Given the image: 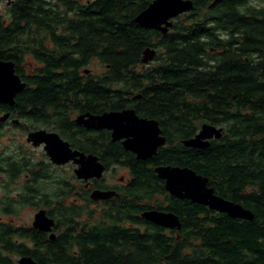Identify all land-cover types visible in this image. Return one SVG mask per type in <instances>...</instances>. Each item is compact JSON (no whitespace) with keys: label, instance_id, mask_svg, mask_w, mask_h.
Wrapping results in <instances>:
<instances>
[{"label":"trees","instance_id":"obj_1","mask_svg":"<svg viewBox=\"0 0 264 264\" xmlns=\"http://www.w3.org/2000/svg\"><path fill=\"white\" fill-rule=\"evenodd\" d=\"M24 1L25 9L15 11L8 24L0 19V58L13 61L15 72L26 83L13 105L0 103V109L8 106L20 122L12 129L45 127L70 141V116L77 108L73 104L89 111H118L140 94L137 113L157 120L168 143L150 159V168L131 156L125 158L135 169L134 193L140 205L131 201L127 210L120 206L121 219L134 220L131 212L145 206L160 207L161 203H154L167 192L152 166L161 163L187 166L208 177L216 194L254 214L252 221L231 218L168 195L163 202L166 210L179 215L183 223L177 233L142 218L140 228L134 230L107 224L100 232L107 246L96 248V258L109 264H264V7L249 0H192L193 9L175 17L163 34L134 21L152 0H91L73 15L52 8L40 15L34 9L37 0ZM39 16L88 19L76 35L89 53L42 55L34 50L23 55V33L27 30L29 37L35 32ZM147 47L156 55L144 64L141 58ZM95 63L96 75L83 72ZM203 123L221 126L222 136L203 149L185 148L179 140L191 138ZM90 135L85 133L86 138ZM96 140L91 138L92 143ZM1 148L3 193L19 185L23 175V207L52 211L58 203L70 214L64 204L69 197L66 181L53 173L44 153L35 161L26 150L6 153ZM106 149L111 162L123 154L109 138ZM14 200L11 197L8 203ZM9 251L21 252L13 241ZM25 252L32 254L23 245ZM12 260L0 264H18ZM43 263L39 256L38 264Z\"/></svg>","mask_w":264,"mask_h":264},{"label":"flooded vegetation","instance_id":"obj_2","mask_svg":"<svg viewBox=\"0 0 264 264\" xmlns=\"http://www.w3.org/2000/svg\"><path fill=\"white\" fill-rule=\"evenodd\" d=\"M90 1L91 0H71L72 4L70 6H63L60 5L59 0H37V4L35 3L36 6L34 7V9L38 10L40 15L44 12V10L49 8H52V10L56 12H63L66 14L73 15L79 12L81 13L84 10V7L89 4ZM23 2L25 1L0 0V19H2V24H8L9 19H12L13 13L15 11H23L25 9V4H23ZM249 3L251 5L264 7V0H249ZM85 20L88 19H43L41 16H39V18L36 19L37 25L35 26V32L30 33L29 37L27 36V30L23 33V55H28L29 53L34 52V50H36L42 55L46 53L56 54L58 52H62L68 55L89 53L86 51L87 49L82 48L83 43L81 42V37L76 35V31L83 28L82 26L86 24L84 22ZM25 27L27 26L23 24V29H25ZM0 60L10 59L0 58ZM95 64V68H93V65L87 68V74H97L98 65L97 63ZM140 99L141 95L136 93L130 98L132 104L125 106L120 110L133 109L138 117L155 120L153 118H149L147 116H143L137 113L135 107L137 104L136 101ZM79 100H83V98H79ZM77 103L72 105L77 108L71 113L70 116V119L73 122V124H71L72 126L70 127L71 130H69V136L71 137L70 141L63 138L57 130L48 129L45 127L29 129L26 132H23V134L27 136V133L29 131L37 130L40 128L46 129L47 131L56 132L62 139L69 143L70 148L72 150H76L80 153H83L84 156H95L97 158L98 163L103 166V170L101 171L99 177L88 176V178L86 179L78 178L75 174V169L79 166V164L75 162V160L78 159V156L69 159L63 164H55L52 163L49 160L48 156L44 153L47 156V159L49 160L50 168L53 169V173L58 177H62L63 181H66V183L64 184H67V188L69 190V197L67 198L64 204L66 205L65 207H68L69 210L71 209L70 214L67 213L63 208H61L58 203H56L55 206L52 205V211L47 207H35L34 205H29L30 210L33 212V216L29 221L24 220L22 175L19 178L20 182L19 185L16 187V192H14L13 194L11 192L5 194L2 191V193H0V230L3 231H1L0 233V261H3L4 259L13 261V258L15 262L18 263L20 258L29 257L35 264H38V257L40 256L44 258L43 264H109V262L107 261H100L98 258H96L97 254L95 252L97 247L107 246V242H103V238L101 235L102 233H100L104 226L106 228L107 224L112 225L116 223V226H114L116 227V229L121 227L133 230L139 229L140 224L138 221L141 218L145 222L155 224L151 221L144 219L141 216L142 212L154 209L159 211L172 212L166 210L167 206L163 204V202L169 200L168 195H171L165 190L167 193L160 197L162 201H156L158 200L159 196H156L154 198V200L156 201V203L154 204L157 205L161 203L160 207L150 206L149 208H147L145 206L143 207V209H137V212L135 213L131 212V216H133L134 220L127 218L124 220L121 219L119 212L121 209L120 206H122V209L127 210L126 205L128 206L129 202L131 201L135 203V205L138 207L140 205V199L136 197V194L134 193V191L137 192V186L135 181L136 178L134 174L135 169L133 170L134 167L132 166L131 162H129L128 160L126 161L125 158L131 156L138 161L140 160L146 163L147 167L150 168V159L154 157L157 152L150 158L138 159L136 157V154L129 150H126L123 147L121 143L122 139L112 140L110 130L106 128H88L84 125L83 122L81 123L76 121V119L80 116H83V119H86L88 115H98L111 110L89 111V109L87 108H82L84 107V105H76ZM99 106H101V104ZM5 113H9V115L6 119L2 121L0 120L1 131L5 129L8 130V128L12 129V124L18 125L20 123L19 121L14 122V120H18V118L12 116V113L8 109V106H4L3 109H0V117L3 116ZM201 125L192 137H194L199 132ZM158 126L161 130V135L165 137V143L159 146L157 148V151L160 147H163L168 143L167 137L163 134V130L159 122ZM85 133L92 135L86 138ZM92 137L98 140L92 143ZM108 138L111 142L117 144L123 152V154L120 152L118 156L113 157V160L115 162H111V160L108 161V154L106 153ZM213 139L215 138H212L211 140ZM183 140L186 139H180L179 142H181V144L185 148H187V146L183 144ZM26 143L28 145L30 144L31 146H33L30 142H27V140ZM35 147H42L43 149V144ZM159 165L180 166L163 163L156 164L152 166V170L156 176L157 174L154 171V168ZM120 171H123V173H121ZM1 178L2 177L0 176V179ZM25 179H28V175H26ZM159 179L163 182L164 187V180L161 178ZM17 188L19 190V193L17 192ZM94 191L103 192L105 193V195L104 197L95 198L92 196L94 194ZM18 194L19 200H16ZM11 197L16 200L12 202V205L8 203V200ZM11 206L13 212L11 210ZM39 210H44L45 215L49 219L53 220V224L51 225L50 230H41L33 226L34 216ZM67 214H69L68 217H66ZM177 216L179 218L180 223L179 228H163L177 233L183 226L181 218L179 217V215ZM11 227H13L12 231L10 230ZM57 239L58 243L55 242ZM12 241L15 243V245L20 247V254H12L9 251ZM23 245L27 249H30L32 254H27L26 252L25 254H23ZM58 245H62L63 248L68 249L67 253L63 251L60 252ZM49 252L53 255L47 256ZM117 258L118 256H116V259Z\"/></svg>","mask_w":264,"mask_h":264},{"label":"water","instance_id":"obj_3","mask_svg":"<svg viewBox=\"0 0 264 264\" xmlns=\"http://www.w3.org/2000/svg\"><path fill=\"white\" fill-rule=\"evenodd\" d=\"M193 9L192 0H152L147 7L140 11L134 21L141 27L153 29L165 34L172 26V20L182 13ZM156 55L153 48L143 50L141 62L146 64ZM87 73V69L84 70ZM26 86L18 74L15 73L14 62L0 60V102L13 105L15 97ZM9 113L0 117L4 120ZM83 122L88 128H106L111 131L112 140H121L123 147L136 154L138 159L150 158L156 154L157 148L165 143V137L161 135L158 122L152 119L140 118L133 109L120 111H107L98 115H88L86 119L80 116L76 119ZM18 122V120H14ZM223 128L204 123L199 132L192 138L183 140L187 147L206 148L212 138L222 136ZM27 142L33 146L43 144V150L49 160L55 164H63L69 159L78 156L75 160L79 164L75 169L78 178L88 176L99 177L103 166L98 163L95 156H84L76 150H72L67 141L56 132L40 128L27 133ZM157 176L164 180V188L177 198H185L192 203L207 206L211 210L225 213L231 218H240L252 221L253 212L241 203L225 199L215 193L209 185V179L189 167L172 165H159L154 168ZM98 193V194H97ZM97 194V195H96ZM105 193L94 191L93 197H104ZM141 216L159 226L179 228V218L173 212L148 210ZM53 220L45 215L44 210H39L34 216L33 226L41 230H50ZM19 264H35L29 257H22Z\"/></svg>","mask_w":264,"mask_h":264},{"label":"rangeland","instance_id":"obj_4","mask_svg":"<svg viewBox=\"0 0 264 264\" xmlns=\"http://www.w3.org/2000/svg\"><path fill=\"white\" fill-rule=\"evenodd\" d=\"M96 64H93V68H95ZM25 135L21 130L18 129H9L3 130V134L0 137V142L2 143L0 145V152L3 151L1 147H5L6 153H9L10 151L17 152L18 149L23 152V150H26L28 153H31L33 160H41L43 158L44 150L42 147H33L30 144L28 145L25 140ZM18 148V149H17ZM47 157V156H46ZM123 173V171H120ZM18 185L13 184L11 185L10 192L13 194L16 192V187ZM18 190V188H17ZM0 193H2V189L0 188ZM11 194V195H12ZM33 216V212L30 210V206L26 205L23 207V219L29 221Z\"/></svg>","mask_w":264,"mask_h":264}]
</instances>
